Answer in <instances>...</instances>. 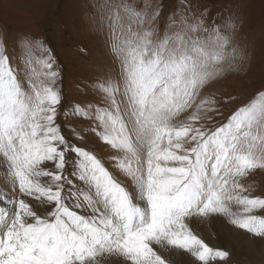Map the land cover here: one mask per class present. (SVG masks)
<instances>
[{
  "label": "snow or ice",
  "instance_id": "snow-or-ice-1",
  "mask_svg": "<svg viewBox=\"0 0 264 264\" xmlns=\"http://www.w3.org/2000/svg\"><path fill=\"white\" fill-rule=\"evenodd\" d=\"M165 11L89 0L114 65L85 85L92 100L64 97L41 38L0 37V264H227L193 227L213 216L264 240V195L241 182L264 171V91L219 121L209 91L246 59L238 25L192 0Z\"/></svg>",
  "mask_w": 264,
  "mask_h": 264
},
{
  "label": "rangeland",
  "instance_id": "rangeland-1",
  "mask_svg": "<svg viewBox=\"0 0 264 264\" xmlns=\"http://www.w3.org/2000/svg\"><path fill=\"white\" fill-rule=\"evenodd\" d=\"M162 2L167 15L187 0ZM192 3L201 11L207 8L208 19L215 18L221 23H227L229 18L235 20L236 42L246 52L238 70L229 71L209 87V91L223 97L220 103L223 116H217V121L226 120L238 107L264 91V0H192ZM88 4L89 0H0V37L6 39L9 50L16 48L17 37L21 35L41 38L56 57L61 90L69 101L94 99L85 85L90 86L114 68L107 49L91 29ZM16 50L22 61L25 53ZM37 57L40 58L39 53ZM78 125L87 126L84 121H75L72 126ZM89 143L102 156L108 155L102 142L93 138ZM241 182L251 186L253 195H264V171L258 170ZM256 214L264 212L257 210ZM193 227L210 247L230 253L227 264H264V240L231 226L224 218L213 216ZM172 259L175 264H190L189 258L179 252ZM213 264L222 262L217 260Z\"/></svg>",
  "mask_w": 264,
  "mask_h": 264
},
{
  "label": "bare ground",
  "instance_id": "bare-ground-1",
  "mask_svg": "<svg viewBox=\"0 0 264 264\" xmlns=\"http://www.w3.org/2000/svg\"><path fill=\"white\" fill-rule=\"evenodd\" d=\"M23 12V11H22Z\"/></svg>",
  "mask_w": 264,
  "mask_h": 264
}]
</instances>
